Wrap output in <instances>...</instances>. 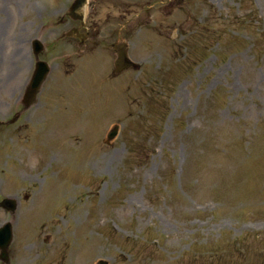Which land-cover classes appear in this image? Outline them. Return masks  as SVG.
I'll use <instances>...</instances> for the list:
<instances>
[{
    "label": "rangeland",
    "instance_id": "374dc122",
    "mask_svg": "<svg viewBox=\"0 0 264 264\" xmlns=\"http://www.w3.org/2000/svg\"><path fill=\"white\" fill-rule=\"evenodd\" d=\"M72 1L0 0V120L51 66L0 125L10 264H264V0H90L82 46Z\"/></svg>",
    "mask_w": 264,
    "mask_h": 264
},
{
    "label": "water",
    "instance_id": "95a60500",
    "mask_svg": "<svg viewBox=\"0 0 264 264\" xmlns=\"http://www.w3.org/2000/svg\"><path fill=\"white\" fill-rule=\"evenodd\" d=\"M83 0H77L76 4L73 7L79 5ZM36 54L43 48L39 40L34 41ZM114 47L119 52V57L116 60V71L121 72L122 70L133 65L132 61L128 60V53L126 48V43H114ZM50 67L46 61L38 60L36 64V69L31 78L30 84L25 93V98L30 100V102L35 99L36 93L39 91V88L42 82L45 80ZM118 133V125H115L108 133L107 142L114 138ZM0 206H5L8 209L14 211L17 207V201L13 198H5L0 202ZM13 238L12 223L6 222L0 227V257L5 262H9V245ZM106 261H100L99 264H106Z\"/></svg>",
    "mask_w": 264,
    "mask_h": 264
},
{
    "label": "flooded vegetation",
    "instance_id": "af4514ba",
    "mask_svg": "<svg viewBox=\"0 0 264 264\" xmlns=\"http://www.w3.org/2000/svg\"><path fill=\"white\" fill-rule=\"evenodd\" d=\"M77 21L73 24L70 25V23H68V20H65L62 22V24H66V27H68L66 30H70L73 29L75 30L74 32L78 33H84L83 29H88L86 32V37H88L90 39L91 35H90V31H89V26H87V20L83 21H78V19H76ZM78 38V37H77ZM76 40V44L81 45L84 42L78 38L75 39ZM23 105V104H22ZM25 105V104H24ZM27 109H23L22 113L19 115V119H22L24 117V113L26 112ZM17 172H13L11 171L10 173H7L4 170H1V175H0V182H5L8 183V185H15V183L19 180V178L17 177ZM30 175V176H29ZM37 173H26L25 178L26 179H36ZM17 184V183H16ZM28 197V196H27Z\"/></svg>",
    "mask_w": 264,
    "mask_h": 264
}]
</instances>
